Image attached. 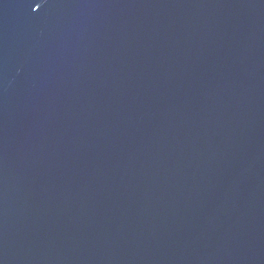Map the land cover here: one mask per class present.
Returning <instances> with one entry per match:
<instances>
[{
    "label": "water",
    "instance_id": "obj_1",
    "mask_svg": "<svg viewBox=\"0 0 264 264\" xmlns=\"http://www.w3.org/2000/svg\"><path fill=\"white\" fill-rule=\"evenodd\" d=\"M0 264H264V0H0Z\"/></svg>",
    "mask_w": 264,
    "mask_h": 264
},
{
    "label": "snow or ice",
    "instance_id": "obj_2",
    "mask_svg": "<svg viewBox=\"0 0 264 264\" xmlns=\"http://www.w3.org/2000/svg\"><path fill=\"white\" fill-rule=\"evenodd\" d=\"M37 7H39V5Z\"/></svg>",
    "mask_w": 264,
    "mask_h": 264
}]
</instances>
